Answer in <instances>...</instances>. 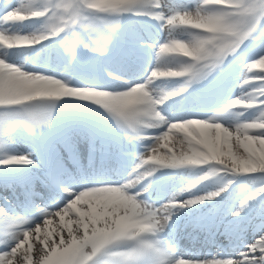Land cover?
Wrapping results in <instances>:
<instances>
[{
	"label": "snow or ice",
	"instance_id": "1",
	"mask_svg": "<svg viewBox=\"0 0 264 264\" xmlns=\"http://www.w3.org/2000/svg\"><path fill=\"white\" fill-rule=\"evenodd\" d=\"M0 188V264H264V0H0Z\"/></svg>",
	"mask_w": 264,
	"mask_h": 264
},
{
	"label": "rangeland",
	"instance_id": "2",
	"mask_svg": "<svg viewBox=\"0 0 264 264\" xmlns=\"http://www.w3.org/2000/svg\"><path fill=\"white\" fill-rule=\"evenodd\" d=\"M164 36H166V33H163V35L161 36V39H163V37ZM255 70V69H254ZM258 70V69H257ZM237 91V90H236ZM239 92L237 91V94H238ZM22 150V149H21ZM199 255V254H198ZM184 256H188V255H184ZM199 256H201V255H199ZM203 256H207V253H205L204 255H202V257Z\"/></svg>",
	"mask_w": 264,
	"mask_h": 264
},
{
	"label": "bare ground",
	"instance_id": "3",
	"mask_svg": "<svg viewBox=\"0 0 264 264\" xmlns=\"http://www.w3.org/2000/svg\"><path fill=\"white\" fill-rule=\"evenodd\" d=\"M185 255H188V254H185ZM200 255V254H199ZM199 255H197V256H199Z\"/></svg>",
	"mask_w": 264,
	"mask_h": 264
}]
</instances>
